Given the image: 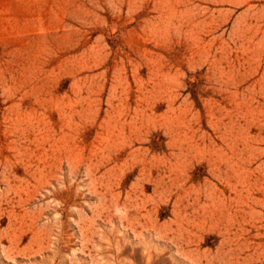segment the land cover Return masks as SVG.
Listing matches in <instances>:
<instances>
[{"label":"rangeland","instance_id":"obj_1","mask_svg":"<svg viewBox=\"0 0 264 264\" xmlns=\"http://www.w3.org/2000/svg\"><path fill=\"white\" fill-rule=\"evenodd\" d=\"M0 264H264V0H0Z\"/></svg>","mask_w":264,"mask_h":264}]
</instances>
